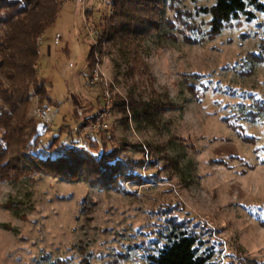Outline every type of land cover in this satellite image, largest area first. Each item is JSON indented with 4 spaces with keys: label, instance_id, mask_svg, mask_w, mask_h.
<instances>
[{
    "label": "rangeland",
    "instance_id": "1",
    "mask_svg": "<svg viewBox=\"0 0 264 264\" xmlns=\"http://www.w3.org/2000/svg\"><path fill=\"white\" fill-rule=\"evenodd\" d=\"M58 1L37 45L42 91L27 87L17 131L0 127V264H147L172 223L210 264H264V13L213 33L214 0H176L129 43L99 40L109 0ZM131 103L160 120L134 121ZM36 122L42 143L63 130L64 147L119 150L138 177L101 189L18 175Z\"/></svg>",
    "mask_w": 264,
    "mask_h": 264
},
{
    "label": "trees",
    "instance_id": "2",
    "mask_svg": "<svg viewBox=\"0 0 264 264\" xmlns=\"http://www.w3.org/2000/svg\"><path fill=\"white\" fill-rule=\"evenodd\" d=\"M175 1L109 0L111 12L105 18V27L99 40L122 39L131 43L146 37L154 27L156 16L164 15L165 8H170ZM61 6L62 3L58 0H0V77L4 83L7 82L3 86L0 81V101L5 102V107L0 103V127L5 129V133L19 120L21 106L23 111L26 110L27 87L33 86L36 93L42 91L44 84L38 83L36 77L38 40L46 28L52 25ZM255 12L264 13V3L261 0H214V4L208 9L211 31L217 33L224 25L241 18L251 21L255 18ZM129 52L125 53L127 59ZM87 60L89 66L94 63L93 49ZM16 83L23 85L22 92L18 90ZM142 104L134 108L133 103L128 106L133 120L155 125L160 120L158 109L150 103ZM33 128L31 138L37 141V146L31 147L34 143L30 139L28 151L21 149L20 156L16 154L13 157L12 167L9 168L18 171V175L26 173L31 177L46 175L67 182L82 181L101 189H118L122 183L138 177L135 175L138 163L128 158L122 160L119 150L106 149L102 145L83 150L66 145L64 147L61 145L63 130H58L52 137L59 141L57 145L53 140L44 144L42 136L48 132L45 129L47 127L36 122ZM14 131H17L15 126L11 129L12 133ZM8 147H0V155L8 151ZM164 238L165 242L155 255L148 257L147 264H210L211 255L201 250V240L192 230L179 223H172Z\"/></svg>",
    "mask_w": 264,
    "mask_h": 264
},
{
    "label": "built area",
    "instance_id": "3",
    "mask_svg": "<svg viewBox=\"0 0 264 264\" xmlns=\"http://www.w3.org/2000/svg\"><path fill=\"white\" fill-rule=\"evenodd\" d=\"M44 115H45V113L40 115V118H42L43 120H44Z\"/></svg>",
    "mask_w": 264,
    "mask_h": 264
}]
</instances>
